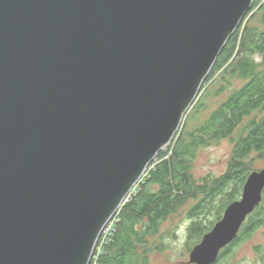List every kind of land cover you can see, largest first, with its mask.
Here are the masks:
<instances>
[{
  "label": "water",
  "instance_id": "1",
  "mask_svg": "<svg viewBox=\"0 0 264 264\" xmlns=\"http://www.w3.org/2000/svg\"><path fill=\"white\" fill-rule=\"evenodd\" d=\"M256 0H0V264H90ZM190 253L215 264L264 168Z\"/></svg>",
  "mask_w": 264,
  "mask_h": 264
},
{
  "label": "trees",
  "instance_id": "2",
  "mask_svg": "<svg viewBox=\"0 0 264 264\" xmlns=\"http://www.w3.org/2000/svg\"><path fill=\"white\" fill-rule=\"evenodd\" d=\"M253 11L255 12L252 18L259 15L261 22H264L263 0H256L247 15ZM243 26L244 23L227 42L205 82L206 84L216 72L224 67H226L224 70L228 69L227 75L231 77L238 73L241 77L250 79L243 89L235 91L215 110L209 122L201 127V129H206L211 126L213 136L217 139L233 134L243 118L251 115L252 112L264 111V29L248 21ZM240 51L245 53L241 56ZM256 54L262 56L261 65L251 59V56ZM204 99L206 97L202 100ZM202 100L195 111L204 106L205 102ZM256 118L254 116L249 121L247 135L241 134L236 138L235 154L230 169L213 185L197 184L189 174L188 168L189 154H192L200 145L209 143L208 137L205 136L208 132L192 131L187 134L184 132L178 137L171 153V160L169 162L164 160L150 174L149 180L158 183V191L155 193L147 190L137 196L139 192L134 196V200L122 206L114 238L104 247L97 264H150L147 253L140 252L137 246L139 244L146 246L148 237L158 233L161 222L178 209L187 196H198L199 193L203 194V198L193 206V209L191 208V214L194 215L192 219L199 218L201 214L212 208L213 200L221 201L214 205L218 211L215 221L207 228L198 229L201 241L205 232L211 230L213 225L220 220L226 206L239 198L246 178L253 171L247 163L249 156L253 152L264 155V116L260 120ZM164 155L165 150H162L158 157L162 158ZM145 218H148V224L142 230L136 229V224ZM262 227H264L263 202L248 216V220L240 229L239 237L221 251L215 264H220L235 247L253 238Z\"/></svg>",
  "mask_w": 264,
  "mask_h": 264
},
{
  "label": "rangeland",
  "instance_id": "3",
  "mask_svg": "<svg viewBox=\"0 0 264 264\" xmlns=\"http://www.w3.org/2000/svg\"><path fill=\"white\" fill-rule=\"evenodd\" d=\"M255 11L246 15L242 22L244 26L248 21L256 25L258 24L261 29H264V22H261L259 15L254 19L252 18ZM244 53V51L239 52L241 56ZM251 59L256 63H260V65L262 64V56L260 54L252 55ZM225 68L220 69V71L214 74L217 76L216 79L210 81L211 78L205 84L202 94L195 101L194 106L186 113L183 126L180 129L181 131L172 140L171 145L166 147L164 157H158L151 163L146 175L138 183V186L126 202H130L132 199L134 200V196L139 192L137 196L147 190L155 193L158 191L159 185L149 180L150 174L155 171V168H158L161 162H164V160L169 162L171 160V153L176 144L175 142L184 132L186 134L192 131L208 132L205 133V136L208 137L207 140L209 143L200 145L192 154H189L188 168L193 181L200 185H213L217 179H220L230 169L235 154L236 138L240 137L241 134L246 136L249 129L247 127L249 121L254 116L257 117L256 120H260L264 116V111L261 113L252 112L248 118H245L242 124L237 126L233 134L229 136L217 139V137L213 136L211 126L206 129H201L204 124L209 122L212 116L211 114L235 91L240 90V87L242 89L247 81L243 77L235 75L231 77L227 75L228 69L224 70ZM204 97L206 99L202 100ZM201 100L205 102L204 106L195 111ZM210 135L211 137H209ZM247 163L253 171L263 169L264 155L253 152L249 156ZM242 193L241 191L239 198H241ZM202 198L203 194L200 193L198 196H187L184 203L173 211L166 220L161 222L158 233L151 234L148 237V244L146 246H142V244L137 246L140 252L147 253L150 264H195L190 262V253L195 248L194 246L200 242L198 229L207 228L215 221L218 216V211L214 205L221 202L218 199L213 200L212 208L208 209L206 213L201 214L199 218L192 219L194 216L191 214L193 206L199 203ZM113 223L115 224V222ZM147 224L148 218H145L136 224V229L142 230ZM220 264H264V227L259 229L253 238L245 240L235 247Z\"/></svg>",
  "mask_w": 264,
  "mask_h": 264
},
{
  "label": "built area",
  "instance_id": "4",
  "mask_svg": "<svg viewBox=\"0 0 264 264\" xmlns=\"http://www.w3.org/2000/svg\"><path fill=\"white\" fill-rule=\"evenodd\" d=\"M118 214H116L108 223V225L104 228L103 232L100 235V240L97 243L94 256L90 262V264H97L98 258L103 253V249L106 245L109 244L111 240H113L114 235L117 231V224L119 223ZM115 222V224L113 223Z\"/></svg>",
  "mask_w": 264,
  "mask_h": 264
},
{
  "label": "flooded vegetation",
  "instance_id": "5",
  "mask_svg": "<svg viewBox=\"0 0 264 264\" xmlns=\"http://www.w3.org/2000/svg\"><path fill=\"white\" fill-rule=\"evenodd\" d=\"M234 75H235V76H238V77H241L238 73H236V74H234ZM216 77H217L216 75H213V78H212L210 81L216 79ZM245 80H247V81H246V83L243 85V87L249 82L250 79H249V78H246ZM243 87H242V89H243ZM240 90H241V87H240ZM248 116H250V115H248ZM248 116H246V117L248 118ZM246 117L243 118V120L239 123V125L242 124V123L244 122V120H245Z\"/></svg>",
  "mask_w": 264,
  "mask_h": 264
},
{
  "label": "clouds",
  "instance_id": "6",
  "mask_svg": "<svg viewBox=\"0 0 264 264\" xmlns=\"http://www.w3.org/2000/svg\"><path fill=\"white\" fill-rule=\"evenodd\" d=\"M202 92H203V91H202ZM202 92H201V94H202ZM201 94H200V95H201ZM200 95H199V96H200ZM171 142H172V141H171ZM171 142H170V145H171ZM170 145H169V146H170ZM125 203H126V202H125ZM121 208H122V207H121ZM120 212H121V209L117 212L118 216H119V213H120ZM115 215H116V214H115Z\"/></svg>",
  "mask_w": 264,
  "mask_h": 264
}]
</instances>
